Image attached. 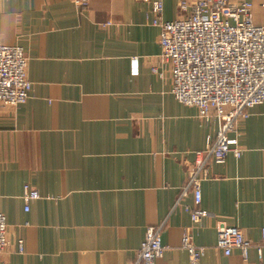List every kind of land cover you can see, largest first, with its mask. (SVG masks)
<instances>
[{
	"label": "crops",
	"instance_id": "obj_1",
	"mask_svg": "<svg viewBox=\"0 0 264 264\" xmlns=\"http://www.w3.org/2000/svg\"><path fill=\"white\" fill-rule=\"evenodd\" d=\"M76 1L0 0V45L24 48L32 82L25 103L0 109L2 261L127 264L164 224L156 264H189L186 233L205 248L197 264H264V103L239 122L241 156L210 163L201 203L189 190L177 204L217 124L173 94L154 0ZM253 2L264 25V0ZM163 3V20L185 14L179 0ZM26 184L40 194L28 210ZM197 208L208 216L195 222ZM218 221L251 241L247 258L217 246Z\"/></svg>",
	"mask_w": 264,
	"mask_h": 264
},
{
	"label": "built area",
	"instance_id": "obj_2",
	"mask_svg": "<svg viewBox=\"0 0 264 264\" xmlns=\"http://www.w3.org/2000/svg\"><path fill=\"white\" fill-rule=\"evenodd\" d=\"M80 7L86 0H77ZM185 13L174 20H163V0H154L153 23L160 27L159 58L170 65L172 92L178 101L195 106L205 123H216L215 137H209L205 150L196 153L188 170L177 204L189 190L198 206L202 199V181L209 176L211 162L224 163L232 152L242 154L239 146V122L249 116L252 106L264 103V25H257L253 16V0H179ZM28 56L19 45H0V109L18 106L31 97L32 82L28 77ZM156 71V69H154ZM39 192L29 184L24 186L26 209L39 198ZM197 222L208 212L197 208L191 213ZM164 224L147 228L144 240L134 259L127 264H156L163 257ZM217 246L225 255L238 249L247 258L251 241L238 227L225 221L216 224ZM19 251H24L22 240ZM7 221L0 211V264L8 245ZM264 247V227L260 245ZM183 248L189 254V264H197L205 253L189 234L183 238Z\"/></svg>",
	"mask_w": 264,
	"mask_h": 264
}]
</instances>
